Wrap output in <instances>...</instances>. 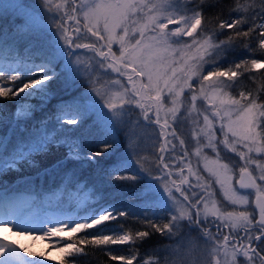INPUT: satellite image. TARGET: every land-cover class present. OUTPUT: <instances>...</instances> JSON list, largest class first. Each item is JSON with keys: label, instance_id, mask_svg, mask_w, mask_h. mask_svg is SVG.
Instances as JSON below:
<instances>
[{"label": "snow or ice", "instance_id": "1", "mask_svg": "<svg viewBox=\"0 0 264 264\" xmlns=\"http://www.w3.org/2000/svg\"><path fill=\"white\" fill-rule=\"evenodd\" d=\"M219 4L0 0V177L50 158L57 205L86 213L36 225L31 201L0 196V264L52 260L3 232L55 238L59 264L87 246L120 264H264V86L244 83L264 69V0L207 15ZM237 42L242 58L229 60ZM4 101L16 105L7 116ZM141 126L155 132L150 147ZM118 184L140 186L110 202L103 193ZM120 219L142 227L108 226ZM156 233L177 243L141 257ZM197 240L203 260H187Z\"/></svg>", "mask_w": 264, "mask_h": 264}, {"label": "trees", "instance_id": "2", "mask_svg": "<svg viewBox=\"0 0 264 264\" xmlns=\"http://www.w3.org/2000/svg\"><path fill=\"white\" fill-rule=\"evenodd\" d=\"M243 2V0H241ZM235 0H220V4L217 8L212 9L207 13L209 16H214L217 12L223 11V17L222 18H228L229 17V10L231 7L234 6ZM257 5H259V0H257ZM216 21H212L208 24L209 28H215ZM226 34L229 30H225ZM224 36H221L220 39H224ZM243 54V48L240 42H237V47L235 51L228 53V59L231 60L233 57L242 58ZM257 57H259V53L256 54ZM252 75L255 77L254 80H251L246 75L244 77V83L246 85L247 89L253 90L255 93L257 90H260L262 86H264V69L261 70H253ZM62 94L65 97H67L68 93H59L58 96ZM233 94H238V90L234 91ZM260 99L264 100V90L260 91ZM36 103L35 99L28 100V101H21V103ZM4 103L7 106V111L5 115H9L11 111L13 110L16 105L12 101H4ZM52 103H56V100H53ZM36 116H39V112L36 113ZM23 126V125H22ZM3 132H7V127L5 126L2 130H0V134H3ZM63 151V150H61ZM36 167H32L30 165H26L21 169L20 173H6L3 177H0V192H4L6 190H19V191H25V192H31L33 194V197L37 198V200H43L46 199V201L51 202L54 200V194L57 191V188L59 187V177L52 174L50 171H46L50 169L52 160L50 158L44 157L42 155H37L36 157ZM87 174V173H85ZM25 181H28L29 183H25ZM140 185H122L118 184L117 188L113 189L111 187H108L106 191L103 193V195L107 196L109 198V201H112V195H115V198L117 200L121 199V196L119 195L120 189H127V188H138ZM97 197H93V200H95ZM124 199H128V201H131L130 197H124ZM35 200V199H34ZM38 202V201H37ZM35 202V203H37ZM131 203H134L131 201ZM38 204V203H37ZM57 207H61L57 205V201L55 203ZM65 207V206H63ZM119 224H125V227H133V228H140L142 225L138 223H133L131 219H129L127 222L124 219H120L116 222H108V226L110 228H115ZM87 231H92L91 229ZM80 236H83V233L78 234ZM191 236L195 238L196 233H191ZM169 239H166L162 236H160L159 233H156L149 239L146 243L139 245V252L140 256L143 257L146 254H148L150 249H153L155 247L161 246L163 243L168 242ZM111 248H117L121 252H127V247L124 245H111L109 246ZM103 249V246L100 248H94L92 246H87L85 248V255L80 256L79 259L76 260V264H120V262L111 261L110 258L106 255V252ZM66 259L71 260V258L66 257ZM135 263V262H134Z\"/></svg>", "mask_w": 264, "mask_h": 264}, {"label": "rangeland", "instance_id": "3", "mask_svg": "<svg viewBox=\"0 0 264 264\" xmlns=\"http://www.w3.org/2000/svg\"><path fill=\"white\" fill-rule=\"evenodd\" d=\"M117 47L118 46L114 45L113 50L115 51ZM224 66L227 67V64H225ZM134 118L135 117H133V119ZM156 131H158V129ZM135 132L141 138L142 147L144 146L150 147L152 139H155L154 130L152 128H144L143 126H141V127L136 128ZM185 132H187V128H185ZM145 154L150 155V153H145ZM0 196H2L5 200L18 199L22 202L23 207H28L29 205L26 202L31 201V204H30L31 212L30 214L27 215V219L30 222L35 223L36 225H39L40 220H56V219H62L65 216H83L86 214L83 209H78L75 207V205H67L65 203L61 207H57L55 205L56 203L55 198L51 202L46 201V199L37 200V198L33 197V194L31 192L19 191L16 189H14L13 191L6 190L4 192H0ZM125 200L131 204V201H128V199H125ZM35 202H37L38 204ZM45 226L48 227L51 225H45ZM2 234L7 235L11 239L19 240L20 243L27 245L35 252H45L46 251V255L52 258V260L50 261V264H59L60 257H61L59 247H51V250L47 251L52 244L57 242L55 238L52 240H43L39 238L33 239L32 236H29V235L17 237L15 236L14 232H3ZM34 235L39 237L41 233L37 232V233H34ZM196 235L198 236L197 233ZM176 243H177L176 239H172V240H169L168 242L163 243L161 246H158L161 249V251H159L157 255L161 257L169 255L168 252L163 250L164 246L174 245ZM196 244L198 245V247L192 252L191 256H188L186 258L187 260L192 259V257H195L197 260H203V255H202V253L204 252L203 240H197ZM65 261H66V264H69L70 262V260L66 258H65Z\"/></svg>", "mask_w": 264, "mask_h": 264}, {"label": "flooded vegetation", "instance_id": "4", "mask_svg": "<svg viewBox=\"0 0 264 264\" xmlns=\"http://www.w3.org/2000/svg\"><path fill=\"white\" fill-rule=\"evenodd\" d=\"M213 231H215V228L213 227V229H212ZM241 234H243V233H241ZM240 259H242V258H240Z\"/></svg>", "mask_w": 264, "mask_h": 264}]
</instances>
